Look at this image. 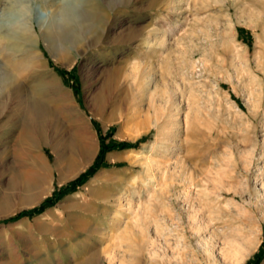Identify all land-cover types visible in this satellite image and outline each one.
<instances>
[{
  "label": "rangeland",
  "instance_id": "obj_1",
  "mask_svg": "<svg viewBox=\"0 0 264 264\" xmlns=\"http://www.w3.org/2000/svg\"><path fill=\"white\" fill-rule=\"evenodd\" d=\"M68 19L80 31L62 39L70 66L41 41L2 53L0 76L52 113L46 138L69 145L63 105L81 118L91 162L62 184L53 172L33 206L0 175L15 210L0 218V262L264 264V0H0V40ZM110 74L112 98L94 117ZM52 76L61 90H48ZM12 128L0 154L19 144ZM39 152L54 164L49 146ZM12 153L8 164L31 166Z\"/></svg>",
  "mask_w": 264,
  "mask_h": 264
},
{
  "label": "bare ground",
  "instance_id": "obj_2",
  "mask_svg": "<svg viewBox=\"0 0 264 264\" xmlns=\"http://www.w3.org/2000/svg\"><path fill=\"white\" fill-rule=\"evenodd\" d=\"M38 28L39 31L36 26L31 25L24 33H21V36H16V34L4 35L0 40V56H2V53L4 52L15 50H17V52H19V50H22L23 52H28L30 49L38 50L41 46V41H44L57 62H64L66 60L64 65L70 66L71 60L68 58V55L71 47H69V45L65 46L63 44L64 42L62 43V39L67 37H80V31L77 25L71 19L49 23L39 21ZM38 59L41 60L39 55ZM115 77V74H110L105 81V90L94 96V105L91 109L94 117H99L103 114L109 99L112 98L111 89L115 82ZM13 78V74L7 69L4 70V73L0 76V131L7 129L10 126L13 127L11 130L14 135L18 134L15 137L19 140V144L16 143L13 149L0 154V175L3 176L6 174L9 177V187L14 192L11 194L18 196L17 199H19L20 205L25 207L36 205L41 201L42 197L48 193L46 188L48 182L47 178H50L53 172L59 174V183L61 184L76 177L91 162V151L89 152L90 149H88L85 141V133L87 131L85 122L84 125L83 120L75 117L69 107L65 105L60 108V118H57L59 125H62L65 128V124L63 123L67 122L71 125V128H73V130L70 129L73 133L69 134V145L62 143L61 141L46 138L43 133L45 131L44 127L45 124H47L46 121L50 120L52 113L34 106L33 103H30L29 100L26 99L27 96L19 95L16 89L13 88V82H15ZM46 86L48 90H61V85L53 76L46 79ZM24 141H26V144L28 145V149L25 150L23 148L21 149V144ZM65 141L67 142V140ZM44 146H49L55 154V162L53 165L47 164L41 152H39V149H43ZM12 152L18 154L19 157L21 156L24 157V159L29 160L31 166L25 167L23 165L18 166L8 164L5 158ZM72 153L76 156L79 155L84 157V161L77 163ZM263 158L264 155H262V159ZM63 167L69 169L68 175L63 173ZM31 193L32 195L29 197L28 195ZM8 199L9 197L7 199L0 197V218L15 213V210L13 211L11 209ZM203 225L206 224L201 222L195 226L197 228V234L203 229ZM65 245H68L67 241L64 243V246ZM64 251L67 256L68 250L64 249ZM70 259L66 257L63 264H72ZM93 260L82 264H93ZM0 264L22 263L13 260L12 256H5Z\"/></svg>",
  "mask_w": 264,
  "mask_h": 264
},
{
  "label": "trees",
  "instance_id": "obj_3",
  "mask_svg": "<svg viewBox=\"0 0 264 264\" xmlns=\"http://www.w3.org/2000/svg\"><path fill=\"white\" fill-rule=\"evenodd\" d=\"M120 147H123V146H132L130 144H119Z\"/></svg>",
  "mask_w": 264,
  "mask_h": 264
}]
</instances>
